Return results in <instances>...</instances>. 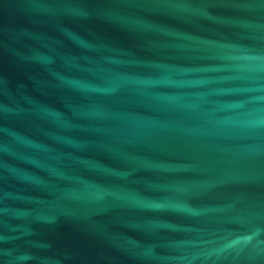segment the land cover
I'll return each instance as SVG.
<instances>
[{"label": "water", "instance_id": "95a60500", "mask_svg": "<svg viewBox=\"0 0 264 264\" xmlns=\"http://www.w3.org/2000/svg\"><path fill=\"white\" fill-rule=\"evenodd\" d=\"M0 264H264V0H0Z\"/></svg>", "mask_w": 264, "mask_h": 264}]
</instances>
